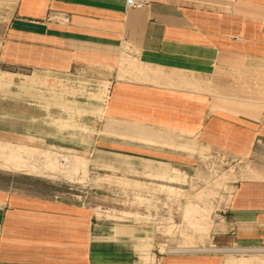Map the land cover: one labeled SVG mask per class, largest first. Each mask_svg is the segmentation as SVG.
I'll return each instance as SVG.
<instances>
[{"label":"crops","instance_id":"1","mask_svg":"<svg viewBox=\"0 0 264 264\" xmlns=\"http://www.w3.org/2000/svg\"><path fill=\"white\" fill-rule=\"evenodd\" d=\"M134 1L2 0L9 108L0 142L168 179H186L172 168H190L203 149L248 159L255 176L235 182L219 210L226 232L212 239L219 250L205 252L264 264V104L251 98L264 82V0ZM7 170L0 264H143L137 231L126 236L49 194L43 176ZM154 260L210 264L198 253Z\"/></svg>","mask_w":264,"mask_h":264},{"label":"rangeland","instance_id":"2","mask_svg":"<svg viewBox=\"0 0 264 264\" xmlns=\"http://www.w3.org/2000/svg\"><path fill=\"white\" fill-rule=\"evenodd\" d=\"M2 3L0 0V34L7 16V9L4 10ZM7 70L6 65H0V76ZM6 84L0 87V130L3 131L8 129L9 103L7 99L8 85ZM45 153L50 155L52 158H49L57 164L61 165L62 163L60 169H49L42 174L40 171L30 173L43 176L42 180L47 182L49 194H57L60 198L90 207L92 216L96 218L97 222L112 226L119 225L121 228H125L124 235L126 236H132V230L137 231L138 238L144 243L142 247L146 257L143 258V264H154L155 257L164 253L182 256L187 254L194 256L198 253L206 255L210 264H224L221 259L224 253L221 252L174 253L168 252V250L174 245L214 247L213 244L216 243L212 240L213 236L216 233L226 232V223L219 210L222 206L227 205V195L231 191L229 185L232 188L236 181L255 176L254 166L248 159H238L210 149H203V155L195 156L196 158L190 162V168L189 166L188 168H172L185 174L186 179H168L162 174H158L154 169L145 168L147 165L143 168L147 169L145 172L130 170L131 168H127V166H94L90 164L86 154L74 150L48 149ZM36 158L42 165L44 158ZM76 159H84L87 168L74 176H69L66 170ZM161 165L168 164L159 162L157 166L161 167ZM6 169H8L7 172H28L23 167ZM0 170L4 171V167L1 165ZM220 176L222 179L219 178ZM169 186L173 189L167 188ZM200 187H215L212 189L213 194L208 198L210 203L207 200L212 210L210 213L212 222L221 226L217 227L219 231L211 229L209 232H199L182 217L184 204ZM138 196L147 198L142 201L138 199ZM202 202L197 203L202 205ZM124 212L129 214L124 217ZM219 246L217 245V247ZM238 246L235 245V247Z\"/></svg>","mask_w":264,"mask_h":264},{"label":"bare ground","instance_id":"3","mask_svg":"<svg viewBox=\"0 0 264 264\" xmlns=\"http://www.w3.org/2000/svg\"><path fill=\"white\" fill-rule=\"evenodd\" d=\"M242 87L243 86H241L240 88H242ZM246 92H248L247 89H246ZM254 93H255L254 97L252 96L251 98H254L256 100V103H258V104H264V82H262L261 84L255 85ZM36 157L44 158L42 165L37 161ZM49 157L52 158L50 155L42 152L39 149L29 148V147L23 146V145H13L11 143L0 142V165L4 168H10V167L20 168V167H23L28 172H34V171L39 172L40 171L41 174H42V172L47 171L49 169L59 170L62 163H61V165H59L55 161L50 159ZM1 161H3V162H1ZM86 168L87 167H86L84 159L83 160L82 159H76L75 161H73L72 165L67 168L66 172L68 173L69 176H72V175L74 176L80 171H85ZM222 175H224V174H222ZM219 178L222 179V176H220ZM210 188L200 187V189H198L196 191V193H194L192 198L190 200H188L183 206V216L182 217L184 218V221H187L188 224H190L191 226L196 228V230H198L199 232L200 231L201 232H203V231L209 232V230H211V229L218 230V228L221 227V226H219V224H214L211 220L210 213L212 212V210H211V207L209 205L210 200L208 198L211 194H213L212 189L215 187H213L211 189ZM229 189L231 191L227 195V202H228L229 198L231 197L232 191L234 189V185L232 186V188H230V185H229ZM138 197H139L138 199L142 200V201L146 200V198H147V197L145 198L142 196H138ZM207 199L209 200V203H208ZM199 201H203L202 205L197 203ZM225 201H224V204H225ZM124 213H125V215L123 214L124 217L129 214L128 212H124ZM109 216H111V215H109ZM187 240L189 242H192V240H190V239H187ZM217 250H219V249L218 248H211V247H198V246H194V245H191V246L174 245L173 247L169 248L168 252L179 253V252H203V251H217ZM222 252H224V251H222Z\"/></svg>","mask_w":264,"mask_h":264},{"label":"built area","instance_id":"4","mask_svg":"<svg viewBox=\"0 0 264 264\" xmlns=\"http://www.w3.org/2000/svg\"><path fill=\"white\" fill-rule=\"evenodd\" d=\"M127 4L128 5H133V6H138V5H140L141 4V2L140 1H134V0H127Z\"/></svg>","mask_w":264,"mask_h":264}]
</instances>
